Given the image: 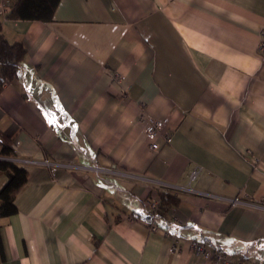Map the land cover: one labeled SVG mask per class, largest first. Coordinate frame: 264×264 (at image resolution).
<instances>
[{
    "label": "crops",
    "instance_id": "1",
    "mask_svg": "<svg viewBox=\"0 0 264 264\" xmlns=\"http://www.w3.org/2000/svg\"><path fill=\"white\" fill-rule=\"evenodd\" d=\"M16 2L0 133L28 179L0 264H217L190 238L264 264V0H60L49 21ZM146 116L171 136L156 151ZM162 193L177 202L149 217Z\"/></svg>",
    "mask_w": 264,
    "mask_h": 264
},
{
    "label": "trees",
    "instance_id": "2",
    "mask_svg": "<svg viewBox=\"0 0 264 264\" xmlns=\"http://www.w3.org/2000/svg\"><path fill=\"white\" fill-rule=\"evenodd\" d=\"M59 3L60 0H17L8 17L49 21L54 17ZM26 51L22 42H9L3 34H0V91L4 83L14 80L18 75V68ZM14 154L12 138L0 133V171H4L8 176V181L0 190V219L17 212L15 196L28 179L27 170L11 159ZM176 202L173 195L162 193L157 210L160 216H164ZM155 214L156 212H151L149 217Z\"/></svg>",
    "mask_w": 264,
    "mask_h": 264
},
{
    "label": "built area",
    "instance_id": "3",
    "mask_svg": "<svg viewBox=\"0 0 264 264\" xmlns=\"http://www.w3.org/2000/svg\"><path fill=\"white\" fill-rule=\"evenodd\" d=\"M260 46L264 47V38L262 39ZM0 75H1V66H0ZM146 121V137L149 141V146L152 150L156 151L160 148V137H163V139L166 142L171 141V136L169 133L165 132V126H166V119L164 118H156V117H150L146 116L144 118ZM49 162L48 160L46 161ZM199 173V168L192 169L190 173V180L193 181ZM240 202L239 197H235L232 199V204ZM159 204V199L155 198L151 201H149L148 208L150 212H155ZM152 229L156 230L158 228L157 225L152 224ZM167 234L169 232L166 231ZM188 242L190 244V247L198 254L203 255L205 258L213 260L217 264H244L241 260H234L232 255L227 253L226 251L214 249L211 247H208L204 242L195 239L190 238L188 239ZM177 249V245H173L171 247L172 251H175Z\"/></svg>",
    "mask_w": 264,
    "mask_h": 264
}]
</instances>
